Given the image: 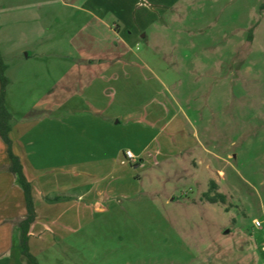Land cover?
I'll return each mask as SVG.
<instances>
[{"label":"rangeland","instance_id":"1","mask_svg":"<svg viewBox=\"0 0 264 264\" xmlns=\"http://www.w3.org/2000/svg\"><path fill=\"white\" fill-rule=\"evenodd\" d=\"M171 1L154 2L157 11L144 0H14L0 13L17 127L56 116L58 105L86 109L91 97L124 112L137 90L97 81L123 51L118 31L147 35L156 55L146 62L182 79L165 91L141 70V103L174 106L173 96L180 119L169 123L172 110L145 121L166 126L158 157L127 165L105 211L83 215L40 264H264V0Z\"/></svg>","mask_w":264,"mask_h":264},{"label":"crops","instance_id":"2","mask_svg":"<svg viewBox=\"0 0 264 264\" xmlns=\"http://www.w3.org/2000/svg\"><path fill=\"white\" fill-rule=\"evenodd\" d=\"M13 1L0 0V13L8 11ZM158 1L144 0L155 10L154 2ZM175 1L178 0L171 3ZM2 28L0 23V31ZM118 33H125L120 38L123 44L120 58L112 62L110 73L97 81L118 79L124 82L125 88L137 90L138 96L124 99V112H115L110 101L102 105L97 97H91L84 101L86 109L78 106L67 111L64 104L58 105L56 116L25 128L12 124L11 118L14 152L21 159L24 174L32 186L37 218L30 228L29 248L37 259L46 248L74 237L82 228L83 215L105 211V203L123 187L126 177L122 172L127 165L141 168L147 163L145 159L158 157L163 145L161 137L164 134L167 137L168 132H165L166 126L146 125L147 119L155 120L172 110L169 123L181 117L182 111L176 109L173 96L174 106L170 99L163 101L159 97L141 103V81L144 84L146 80L141 70L147 71L149 81L165 91L182 80L177 70L166 63L146 62L149 54L156 55L142 45L141 40L145 41L147 35L143 38L140 34L137 39L131 29ZM87 124L89 130L83 129ZM127 151L134 154L135 163L125 159ZM8 165L6 146L0 139V264H27L21 255L18 226L27 214L25 199Z\"/></svg>","mask_w":264,"mask_h":264},{"label":"trees","instance_id":"3","mask_svg":"<svg viewBox=\"0 0 264 264\" xmlns=\"http://www.w3.org/2000/svg\"><path fill=\"white\" fill-rule=\"evenodd\" d=\"M261 10H264V3L261 6ZM249 42H252V32L249 34ZM7 68L8 66L0 52V139L6 146L7 157L9 160L8 171L14 176L25 199L27 214L25 219L18 225L20 230L21 255L26 260L27 264H40L38 259L31 254L29 248L30 228L37 218L32 186L24 174L21 159L15 154L13 142L10 138V121L12 115L6 108V89L9 84V80L5 75ZM204 196L212 204H215L218 201L225 202V197L221 194H217L213 197H210L208 194H205Z\"/></svg>","mask_w":264,"mask_h":264},{"label":"built area","instance_id":"4","mask_svg":"<svg viewBox=\"0 0 264 264\" xmlns=\"http://www.w3.org/2000/svg\"><path fill=\"white\" fill-rule=\"evenodd\" d=\"M125 158L130 162H135V160H136V157L134 156V154L131 151L125 152Z\"/></svg>","mask_w":264,"mask_h":264}]
</instances>
